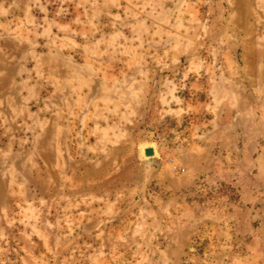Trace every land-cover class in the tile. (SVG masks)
Instances as JSON below:
<instances>
[{
    "label": "rangeland",
    "instance_id": "rangeland-1",
    "mask_svg": "<svg viewBox=\"0 0 264 264\" xmlns=\"http://www.w3.org/2000/svg\"><path fill=\"white\" fill-rule=\"evenodd\" d=\"M0 264H264V0H0Z\"/></svg>",
    "mask_w": 264,
    "mask_h": 264
},
{
    "label": "water",
    "instance_id": "water-1",
    "mask_svg": "<svg viewBox=\"0 0 264 264\" xmlns=\"http://www.w3.org/2000/svg\"><path fill=\"white\" fill-rule=\"evenodd\" d=\"M147 154H148V155H152L153 152H152L151 150H149V151H147Z\"/></svg>",
    "mask_w": 264,
    "mask_h": 264
}]
</instances>
